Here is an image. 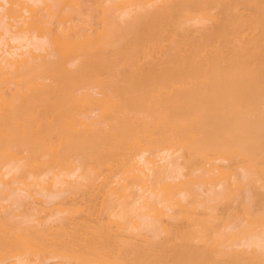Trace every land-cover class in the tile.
Here are the masks:
<instances>
[{
	"label": "bare ground",
	"instance_id": "6f19581e",
	"mask_svg": "<svg viewBox=\"0 0 264 264\" xmlns=\"http://www.w3.org/2000/svg\"><path fill=\"white\" fill-rule=\"evenodd\" d=\"M0 264H264V0H0Z\"/></svg>",
	"mask_w": 264,
	"mask_h": 264
}]
</instances>
